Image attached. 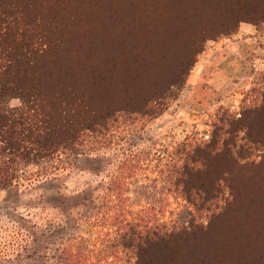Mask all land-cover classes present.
Masks as SVG:
<instances>
[{
  "label": "rangeland",
  "instance_id": "obj_1",
  "mask_svg": "<svg viewBox=\"0 0 264 264\" xmlns=\"http://www.w3.org/2000/svg\"><path fill=\"white\" fill-rule=\"evenodd\" d=\"M146 1L82 0L74 27L48 34L53 42L37 62L50 74L45 82L90 104L83 117L96 124L79 133L77 154L35 161L0 189V264H44L48 228L64 241L75 237L80 254L92 249L103 237L97 231L105 232L95 227L103 210L62 213L52 200L89 186L104 205L106 186L130 154L180 144L206 157L204 174L194 170L189 184L212 201L206 210L193 195L184 203L155 163L127 180L129 223L162 210L166 223L194 222L167 250L142 254L145 264H264V0ZM244 2L258 4L253 21L215 34ZM20 105L12 99L5 108ZM119 257L134 263L129 251Z\"/></svg>",
  "mask_w": 264,
  "mask_h": 264
},
{
  "label": "trees",
  "instance_id": "obj_2",
  "mask_svg": "<svg viewBox=\"0 0 264 264\" xmlns=\"http://www.w3.org/2000/svg\"><path fill=\"white\" fill-rule=\"evenodd\" d=\"M81 1L0 0V189L12 186L18 181L20 172L35 164V161H52L62 154H77L79 133L82 129L91 130L92 125L96 124H89L88 119L83 117L86 114L83 109L92 112L90 104L82 100L84 105L73 93L64 94L66 86L50 89L48 81L45 82L50 74H46L42 66L38 68L39 61L47 56L43 55L47 49L43 51L41 48L53 42L48 34L67 27L73 28ZM114 1L124 4V1L133 0ZM149 1L153 0L146 2ZM257 5L244 2L235 14L226 15L225 20L221 24L219 22L215 34L233 32L239 22L253 21L252 15ZM198 52V49L194 50L193 54ZM56 61L59 58L53 60L52 64ZM186 65L179 69L183 75ZM178 74L174 76L173 83H176ZM59 84L60 81L57 86ZM160 98L155 95L154 100ZM12 99L20 101L19 108H5ZM138 111L141 113L145 110ZM178 147L179 150L172 152L140 151L130 154L120 163L115 176L106 186L102 196L104 205H100L94 196L97 190L89 186L72 196H60L58 193L59 197L54 198L52 203L62 213L82 207L91 212L96 210L99 216L98 210L102 209L101 221L95 227L105 232L96 230L103 237L95 241L92 249L88 248L84 254H80L75 237L64 241L59 229H46L43 234L47 245L44 264H124V260L119 257L124 250L135 255L133 264H145L142 254L155 247L167 250L175 238L191 231L193 221L176 219L166 223L163 210L158 212L157 219L154 214L146 212L139 219V225L129 223L131 215L124 212L126 181L147 173L152 163L156 164L154 168H158L157 173L162 180L183 197L184 203L193 195L198 201V209L210 205L212 198L208 197L209 194L189 184L194 170L195 174H204L201 169L204 168L206 157L198 154L200 149L191 151V146L187 144ZM87 169L93 173L99 172L95 168ZM97 220L99 218L94 221Z\"/></svg>",
  "mask_w": 264,
  "mask_h": 264
}]
</instances>
